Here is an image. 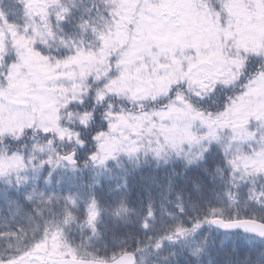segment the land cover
Segmentation results:
<instances>
[{
	"label": "snow or ice",
	"instance_id": "6c2138e0",
	"mask_svg": "<svg viewBox=\"0 0 264 264\" xmlns=\"http://www.w3.org/2000/svg\"><path fill=\"white\" fill-rule=\"evenodd\" d=\"M0 264H264V0H0Z\"/></svg>",
	"mask_w": 264,
	"mask_h": 264
},
{
	"label": "trees",
	"instance_id": "16d2710c",
	"mask_svg": "<svg viewBox=\"0 0 264 264\" xmlns=\"http://www.w3.org/2000/svg\"><path fill=\"white\" fill-rule=\"evenodd\" d=\"M163 171H161L160 175L163 176ZM139 183V180L138 178L136 177H133V178H130V184L135 188V186Z\"/></svg>",
	"mask_w": 264,
	"mask_h": 264
}]
</instances>
